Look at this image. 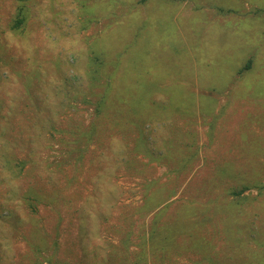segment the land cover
I'll list each match as a JSON object with an SVG mask.
<instances>
[{
    "label": "rangeland",
    "instance_id": "obj_1",
    "mask_svg": "<svg viewBox=\"0 0 264 264\" xmlns=\"http://www.w3.org/2000/svg\"><path fill=\"white\" fill-rule=\"evenodd\" d=\"M143 241L141 264H264V0H0V264H132Z\"/></svg>",
    "mask_w": 264,
    "mask_h": 264
},
{
    "label": "trees",
    "instance_id": "obj_2",
    "mask_svg": "<svg viewBox=\"0 0 264 264\" xmlns=\"http://www.w3.org/2000/svg\"><path fill=\"white\" fill-rule=\"evenodd\" d=\"M23 23H24V19H23V17H21L19 15L16 18L15 22H14L13 29H18L19 27H21V25ZM249 64H250V61L246 64L245 68H248ZM100 65H102V62H100L99 66ZM93 71L97 72L95 74L100 73V71H98V70L97 71L93 70ZM100 75H101V73H100ZM113 77H114V72L113 71L106 75L105 84H104V86H102L103 88H102V91L100 93L99 99L95 102V105H94V110H95L96 113L101 112V108L106 107L107 104H109V108L111 106H113V104L108 103V100H112L111 99L112 97H108L106 90H104L106 85L110 84V78L112 79ZM115 101H116V103H120L119 105H121V102H123V103L128 102V104H126V107L129 108V111L131 113H134V112L136 114L139 113V111L135 110V108H136V106L134 105L135 103H132V102H130L128 100H123V99H121L119 97H116ZM84 103H88V101L84 100ZM117 109H120V108H117ZM87 130L88 131L83 134V139L85 140L86 143L90 142V139H91V137L94 134V125L92 124ZM81 135L82 134H80V136ZM51 137H53V136H51ZM50 140L52 141V138ZM138 141H139V139H138ZM58 142H61V143L63 142L62 136H60L59 140H57V144H58ZM140 144H142L141 140H140ZM134 149H136L137 152H139L141 154L144 153V155L148 157V155L145 154V152L147 153V151H144L143 149L140 151L139 149H141V147L138 144L135 146ZM74 152H76V156L74 158V165H75L77 162L82 160V158H83V149L74 150ZM122 154H124L123 151H122ZM149 160H150V158H149ZM188 161L189 160L186 159V162H188ZM22 163H24V162H22ZM22 163H21V165H23ZM63 163L64 162L62 160H60V161L56 162L55 164H50V166H51V168L53 170L57 169L58 172H61V169L63 168V165H65ZM46 168H48V167H46ZM53 170H51V172H53ZM151 185H152L151 182H148V183L146 182L145 191L146 190L149 191V188H150ZM247 190H248V188H246V186H244L242 189L233 191L232 192V196H233V198L243 197L242 195H243L244 191H247ZM40 197L41 196L36 195V196L27 198V203H28L29 207L32 209V211H34V212H36V205L32 204L31 202L34 201L36 203H40V199H41ZM166 201H167V199L166 200H162V198L160 197V194H157L156 191L148 193L144 197V205H143L144 211H155L156 209H158L156 214H155V218L152 221V226H151V229H150V232H149V235H148L149 243H152L151 247H152V249H155L154 251H151V252H153V256H154L155 252H157V250H159L160 252H162V251L164 252L165 250H167V248L170 247L169 244L172 243L171 239H172L173 236H170V239H169V235H167V233H166V234H163L162 237H161L159 232H158V231L161 230L160 228H158V223H159V219L158 218H159L160 214H162V210H163V208H161V206L164 205V203H166ZM175 229L177 230L176 233H178L181 230L179 228V226H176ZM169 233L171 234L172 231H170ZM156 238H158L159 241L156 240ZM155 242H157V245H156ZM142 243L143 244L141 245L142 250L140 252V255L138 256V259H135L134 263H132V264H141L143 261H145L144 257H146L147 254H146V251L144 249V241ZM161 244H162V247H159ZM199 244H200L199 242L195 241V246L197 245V247L200 249L202 246L199 245ZM154 245H156V246H154ZM150 264H152V263H150Z\"/></svg>",
    "mask_w": 264,
    "mask_h": 264
}]
</instances>
